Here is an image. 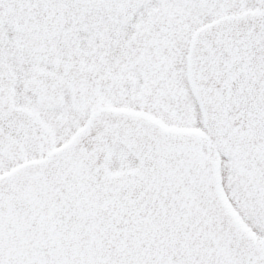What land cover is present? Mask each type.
Masks as SVG:
<instances>
[{
	"label": "snow or ice",
	"instance_id": "1",
	"mask_svg": "<svg viewBox=\"0 0 264 264\" xmlns=\"http://www.w3.org/2000/svg\"><path fill=\"white\" fill-rule=\"evenodd\" d=\"M0 264H264V0H0Z\"/></svg>",
	"mask_w": 264,
	"mask_h": 264
}]
</instances>
